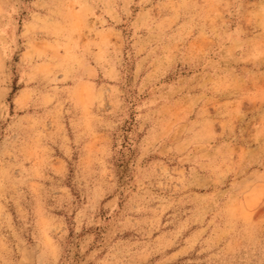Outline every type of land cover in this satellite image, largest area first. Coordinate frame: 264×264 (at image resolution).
<instances>
[{
  "label": "rangeland",
  "instance_id": "rangeland-1",
  "mask_svg": "<svg viewBox=\"0 0 264 264\" xmlns=\"http://www.w3.org/2000/svg\"><path fill=\"white\" fill-rule=\"evenodd\" d=\"M0 264H264V0H0Z\"/></svg>",
  "mask_w": 264,
  "mask_h": 264
}]
</instances>
